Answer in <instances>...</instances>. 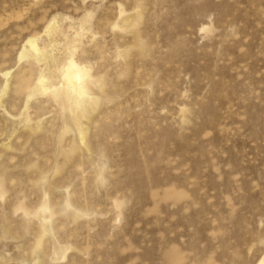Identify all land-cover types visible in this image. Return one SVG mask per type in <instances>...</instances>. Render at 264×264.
I'll return each instance as SVG.
<instances>
[{
  "label": "rangeland",
  "instance_id": "374dc122",
  "mask_svg": "<svg viewBox=\"0 0 264 264\" xmlns=\"http://www.w3.org/2000/svg\"><path fill=\"white\" fill-rule=\"evenodd\" d=\"M0 264H264V0H0Z\"/></svg>",
  "mask_w": 264,
  "mask_h": 264
},
{
  "label": "bare ground",
  "instance_id": "6f19581e",
  "mask_svg": "<svg viewBox=\"0 0 264 264\" xmlns=\"http://www.w3.org/2000/svg\"><path fill=\"white\" fill-rule=\"evenodd\" d=\"M81 79L80 78H76L75 79V82L76 81H80ZM86 84V83H85ZM84 88H85V86L84 85H82V87H77V86H72L71 88H70V94L72 95V94H74V93H78V94H80V93H82L83 91H84ZM69 91V90H68ZM81 96V95H80ZM77 97H79V95L77 96ZM82 136H84V135H82ZM43 207H44V210H48V205H47V203H44V205H43ZM50 210V209H49ZM52 218V217H51Z\"/></svg>",
  "mask_w": 264,
  "mask_h": 264
}]
</instances>
